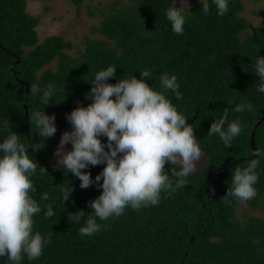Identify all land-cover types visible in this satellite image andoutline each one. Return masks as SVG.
I'll return each instance as SVG.
<instances>
[{"label": "trees", "instance_id": "1", "mask_svg": "<svg viewBox=\"0 0 264 264\" xmlns=\"http://www.w3.org/2000/svg\"><path fill=\"white\" fill-rule=\"evenodd\" d=\"M69 1L77 12L84 2ZM127 2L109 3L100 24L92 27L106 39L85 37L76 56L67 52L73 45L63 36L39 41L35 29L39 18L26 11L27 0H0V121L8 119L10 123L7 131L0 130V139L11 131L19 135L38 163L32 195L39 199V195L48 194V200L39 201L42 210L34 217V228L48 236L50 243L40 258L29 261L25 257L22 264H264V217L239 218L240 204L226 195L235 168L246 166L252 158L253 130L256 148L264 150V93L256 91L259 78L254 68L255 58L264 56V25L247 32L242 0H230L229 11L223 16L216 14L214 6L209 14H202L197 1L189 7L183 34L177 35L165 15L172 0ZM242 32H247L244 39ZM54 60V70L47 68L38 74ZM109 65L117 67V79L132 74L139 78V70L148 69V82L157 87L161 74H175L182 99L176 100L172 93L169 97L188 118L187 123L196 127L194 135L201 144L202 157L208 160L187 178L184 188L163 194L157 206L127 209L108 221L107 230L81 237V224L72 223L70 213L78 209L91 213L87 202L101 189L95 185L80 188L78 178L49 161L63 129L71 127L66 114L77 102L83 106L91 102L85 99L91 88L89 79ZM115 82L109 78V83ZM48 83H54L58 93L45 107L31 86L43 89ZM245 101L253 105V111H230V119L239 118L246 125L230 147L216 136H207L211 123L225 108ZM43 108L46 114L55 115L57 126L55 135L44 141L31 120L32 111ZM39 165L47 172L41 174ZM102 168L90 166L87 171L94 179ZM179 169L180 165L171 164L167 170L171 177ZM257 172L258 199L247 202L251 208L261 207L264 199V159ZM65 191H72L68 201H62ZM46 205L54 209L51 218L44 216ZM0 264H8L6 258H0Z\"/></svg>", "mask_w": 264, "mask_h": 264}, {"label": "clouds", "instance_id": "2", "mask_svg": "<svg viewBox=\"0 0 264 264\" xmlns=\"http://www.w3.org/2000/svg\"><path fill=\"white\" fill-rule=\"evenodd\" d=\"M176 3L177 0H172L165 15L171 31L181 35L191 11L186 0H180L179 7ZM199 3L202 14H209L214 6L216 14L223 16L229 11L230 0H199ZM116 68L109 65L89 79L91 88L85 99L91 102L86 106L77 102L66 114L71 127L61 134L53 153L57 164L79 179L80 188L95 185L101 189L97 197L87 202L91 213L83 209L70 213L72 223L81 224V237L107 230L108 221L124 215L127 209L139 211L157 206L163 194L172 195L187 185V178L196 171L202 158L201 144L194 135L196 127L187 123L188 118L169 97L172 93L176 100L182 99L177 76L161 74L157 87L148 82L151 79L148 69L139 70V78L132 74L117 79ZM254 68L259 78L256 91L264 93V56L255 58ZM109 78H115L116 82L109 83ZM31 91L40 94V103L45 107L53 103L58 93L54 83L43 89L33 85ZM62 91L64 95V87ZM44 108L31 113L35 133L43 141L57 132L55 115L46 114ZM230 111L251 112L253 105L245 101L225 108L211 123L207 136L218 137L228 147L246 127L241 119H230ZM9 127L8 119L0 121V130L7 131ZM102 137L106 140L102 141ZM68 144L70 149L66 148ZM251 155L246 166L235 168L232 187L226 193L241 205L258 199L257 169L264 159V150L255 149ZM176 163L180 169L170 177L168 166ZM96 165L103 168L93 179L87 169ZM37 166L29 155V147L17 133L11 131L0 139V258H6L8 264H22L25 257L37 260L50 243L48 236L34 228V217L42 210L39 201L48 200L47 193L39 195V199L32 195L36 192L32 178L37 175ZM44 172L46 169L40 166V173ZM71 192L65 191L62 201H68ZM54 214L53 207L46 205L44 216L51 218Z\"/></svg>", "mask_w": 264, "mask_h": 264}, {"label": "rangeland", "instance_id": "3", "mask_svg": "<svg viewBox=\"0 0 264 264\" xmlns=\"http://www.w3.org/2000/svg\"><path fill=\"white\" fill-rule=\"evenodd\" d=\"M113 0H84L79 12L69 0H27L26 11L39 18V23L35 26L39 41H43L51 35L63 36L66 40L71 41L73 47L67 50L68 53L78 56L85 44V37L92 39L106 38L98 32L92 30L93 26L100 24L103 19L102 11H106L109 3ZM122 3L129 4L127 0H120ZM199 0H186L188 8ZM244 4V12L242 15L248 20L247 32H254L259 26L264 25V0H242ZM102 5V6H101ZM176 6H180V0H177ZM92 12V14H89ZM247 32L240 34L244 39ZM30 48H26V51ZM56 68V60L49 65H46L43 70ZM70 130V127H65L64 131ZM197 139V138H196ZM66 148H71V145H66ZM208 158L202 157L197 163V170L203 168L207 164ZM51 166H59L56 158L53 157L49 161ZM179 165V163H176ZM237 216L256 215L264 217V199L262 206L259 208H251L248 204L239 205L237 207Z\"/></svg>", "mask_w": 264, "mask_h": 264}, {"label": "water", "instance_id": "4", "mask_svg": "<svg viewBox=\"0 0 264 264\" xmlns=\"http://www.w3.org/2000/svg\"><path fill=\"white\" fill-rule=\"evenodd\" d=\"M264 117V110H263V116ZM250 143H251V152H253V150L257 149L255 146V141H254V130L251 133V137H250ZM234 164V163H233ZM227 169H224L221 173H220V178H219V193L222 192V181L224 179L225 173H226Z\"/></svg>", "mask_w": 264, "mask_h": 264}, {"label": "bare ground", "instance_id": "5", "mask_svg": "<svg viewBox=\"0 0 264 264\" xmlns=\"http://www.w3.org/2000/svg\"><path fill=\"white\" fill-rule=\"evenodd\" d=\"M102 6V5H101Z\"/></svg>", "mask_w": 264, "mask_h": 264}]
</instances>
